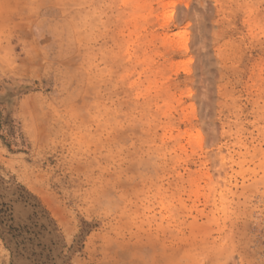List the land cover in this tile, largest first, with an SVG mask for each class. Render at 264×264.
<instances>
[{
	"label": "rangeland",
	"instance_id": "obj_1",
	"mask_svg": "<svg viewBox=\"0 0 264 264\" xmlns=\"http://www.w3.org/2000/svg\"><path fill=\"white\" fill-rule=\"evenodd\" d=\"M0 264H264V0H0Z\"/></svg>",
	"mask_w": 264,
	"mask_h": 264
}]
</instances>
